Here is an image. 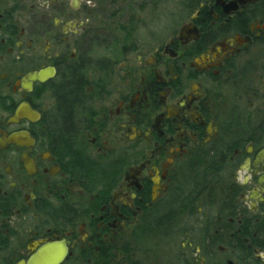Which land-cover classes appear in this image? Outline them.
Here are the masks:
<instances>
[{
	"label": "flooded vegetation",
	"instance_id": "obj_1",
	"mask_svg": "<svg viewBox=\"0 0 264 264\" xmlns=\"http://www.w3.org/2000/svg\"><path fill=\"white\" fill-rule=\"evenodd\" d=\"M104 1L0 0V264H264V0L146 40Z\"/></svg>",
	"mask_w": 264,
	"mask_h": 264
},
{
	"label": "rangeland",
	"instance_id": "obj_2",
	"mask_svg": "<svg viewBox=\"0 0 264 264\" xmlns=\"http://www.w3.org/2000/svg\"><path fill=\"white\" fill-rule=\"evenodd\" d=\"M86 2L83 4L82 10L74 12V19L78 22H84L87 15L92 13V19L94 20L92 28L96 29L97 27V30H101L98 34L109 35L113 38L118 37V12H124L126 5L130 4V0H119L118 3L117 0L104 1L102 8H99L102 13L98 12V6H90ZM183 2L184 0H133L135 6L132 7L138 12L137 36L145 40L149 39L152 34L162 33L166 26L169 27V31L172 33L185 20ZM85 6H87V10H85ZM132 7L129 6L128 8L132 9ZM82 35L83 32L80 37H69V45L71 44L72 50H69L68 54L72 52L77 53V58L84 57L83 49H80L84 47ZM104 52L103 47H95L92 49L93 56L87 57V59L90 62L99 60L103 57L102 53ZM243 62L248 65V68L257 70L258 74H264V48L261 50L254 49ZM92 74L89 73V77Z\"/></svg>",
	"mask_w": 264,
	"mask_h": 264
},
{
	"label": "water",
	"instance_id": "obj_3",
	"mask_svg": "<svg viewBox=\"0 0 264 264\" xmlns=\"http://www.w3.org/2000/svg\"><path fill=\"white\" fill-rule=\"evenodd\" d=\"M74 4H75V8L77 9L80 2L79 0H73ZM51 75H53V72L51 71H45V72H41L40 74H35L32 79L35 81H41L43 82L45 79H48L49 77H51Z\"/></svg>",
	"mask_w": 264,
	"mask_h": 264
}]
</instances>
